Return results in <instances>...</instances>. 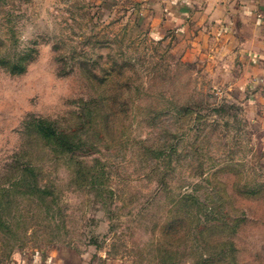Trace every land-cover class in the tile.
<instances>
[{
    "label": "rangeland",
    "instance_id": "rangeland-1",
    "mask_svg": "<svg viewBox=\"0 0 264 264\" xmlns=\"http://www.w3.org/2000/svg\"><path fill=\"white\" fill-rule=\"evenodd\" d=\"M144 18L131 0H0V264H264V80Z\"/></svg>",
    "mask_w": 264,
    "mask_h": 264
},
{
    "label": "crops",
    "instance_id": "crops-1",
    "mask_svg": "<svg viewBox=\"0 0 264 264\" xmlns=\"http://www.w3.org/2000/svg\"><path fill=\"white\" fill-rule=\"evenodd\" d=\"M144 13V22L159 38L179 36L181 42L205 44L221 51L224 70L245 68L241 79L264 80V0H131ZM217 56L212 55L215 59ZM14 264H92V259L31 254Z\"/></svg>",
    "mask_w": 264,
    "mask_h": 264
},
{
    "label": "trees",
    "instance_id": "trees-1",
    "mask_svg": "<svg viewBox=\"0 0 264 264\" xmlns=\"http://www.w3.org/2000/svg\"><path fill=\"white\" fill-rule=\"evenodd\" d=\"M55 126V125H54ZM37 128L39 129V134L43 137H48V138H57V140L59 141V143L63 146H66L67 143V139L71 137V135L73 133L71 132H66L63 129H58L56 127V130H54L55 128L53 127V124L45 122V121H39L37 124ZM74 163H77V160H74V158L72 157L71 159ZM95 173L96 172V166H91L90 168H82V164H81V183H85V184H81V186H85V185H92L93 188H96V180H95ZM36 189H41V187L39 186L38 182H34L31 185V190H36ZM189 198V197H187ZM191 198V197H190ZM191 200V199H190ZM193 223V222H192ZM196 239L191 240V248L194 247L195 248V242ZM218 257V254H212L209 256H204L203 254L197 256V262L196 264H204V263H210V264H214V262L216 261V258Z\"/></svg>",
    "mask_w": 264,
    "mask_h": 264
}]
</instances>
